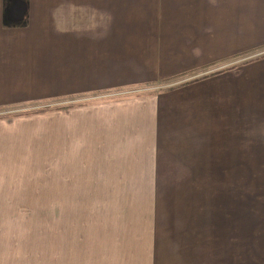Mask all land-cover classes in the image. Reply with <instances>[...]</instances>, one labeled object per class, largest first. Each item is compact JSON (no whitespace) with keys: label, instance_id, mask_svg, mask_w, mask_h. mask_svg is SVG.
Segmentation results:
<instances>
[{"label":"crops","instance_id":"crops-1","mask_svg":"<svg viewBox=\"0 0 264 264\" xmlns=\"http://www.w3.org/2000/svg\"><path fill=\"white\" fill-rule=\"evenodd\" d=\"M263 48L264 0H0V110L169 84L157 92L63 110L66 150L110 152L112 160L121 159V168L136 159L151 167L149 160L164 151L190 160L207 151L240 150L229 145L239 120L264 118V58L181 82ZM50 114L0 120V157L2 151L15 157L33 138L54 134V127L41 124ZM136 173L147 177L136 181H182L159 178L152 170ZM130 174L135 171L125 175ZM162 211L149 212L147 231H134L132 239L128 227L142 225L129 223L136 217L122 218L126 240L121 241L136 247L130 260L197 264L204 253L208 260V250L197 248L211 242L196 240L193 213H185L180 232L186 234L176 236ZM168 242L181 247L179 259L160 255V249L173 246Z\"/></svg>","mask_w":264,"mask_h":264},{"label":"rangeland","instance_id":"rangeland-1","mask_svg":"<svg viewBox=\"0 0 264 264\" xmlns=\"http://www.w3.org/2000/svg\"><path fill=\"white\" fill-rule=\"evenodd\" d=\"M261 58L264 48L214 65L181 83L241 68ZM168 85L0 110V120L54 113L41 122L43 127H54V134L33 138L15 157H5L2 151L0 264H143L129 258L136 247L121 241L126 240L121 238L125 228L122 218L136 217L129 223L142 225L138 226L141 230L128 227L132 234L128 239H132L133 233L147 231L145 218L156 208L163 210L161 217L168 218L176 236L185 232H180L188 217L185 213H193L190 226L197 227L196 240H211V246L197 248L203 253L208 250L211 257L206 260L204 253L197 264H264V118L239 120L238 133L232 135L229 145L240 150L207 151L204 157L198 152L200 158L190 160L171 157L164 151L162 157L149 160L151 167L147 160L136 159L131 160V166L121 168V159L112 160L110 152L66 150L63 110L157 92L168 89ZM120 170L123 175L117 174ZM128 170L135 174L125 175ZM142 170L157 171L162 179L182 181H136L147 178L136 173ZM125 212L130 214H121ZM161 231L165 235L170 232L166 228ZM172 245L159 253L176 254L177 260L181 247ZM161 264L182 263L172 260Z\"/></svg>","mask_w":264,"mask_h":264}]
</instances>
